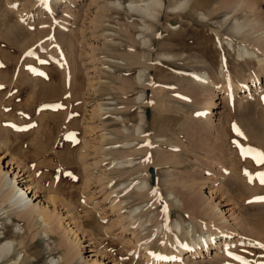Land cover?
Returning a JSON list of instances; mask_svg holds the SVG:
<instances>
[{"label":"rangeland","instance_id":"374dc122","mask_svg":"<svg viewBox=\"0 0 264 264\" xmlns=\"http://www.w3.org/2000/svg\"><path fill=\"white\" fill-rule=\"evenodd\" d=\"M251 1L253 12L237 0H53L50 15L41 0H0V167L25 171L19 185L61 230L48 237L39 218L28 229L6 201V264H64L59 241L76 236L82 257L152 264L142 240L175 252L161 227L182 245L215 229L198 208L226 217L229 252L187 251L176 263L264 264V70L239 54L264 57L252 43L264 0ZM193 72L238 87L229 99ZM131 210L141 226L122 218Z\"/></svg>","mask_w":264,"mask_h":264},{"label":"bare ground","instance_id":"6f19581e","mask_svg":"<svg viewBox=\"0 0 264 264\" xmlns=\"http://www.w3.org/2000/svg\"><path fill=\"white\" fill-rule=\"evenodd\" d=\"M59 1H68L70 3V2H73L74 0H59ZM237 1H238V4L242 3V5H244V6H242V8L245 7L246 9H250V12H253L255 10V9H252L253 1H251V0H237ZM41 4H43L42 8L44 10H46L47 13H49L51 15L52 10L54 8L53 0H41ZM256 4H258V3L256 2ZM144 11H145V8H144ZM251 26H252V28L256 29L259 26V22L258 21H252ZM100 36L102 37L103 35L100 34ZM102 38H104V37H102ZM254 41L252 43H254L256 45V47H255V45H252V46H254L257 50H259L260 48L261 49L264 48V32L261 33L260 36L258 38H256ZM249 43H251V41ZM241 53L245 54L248 58L255 60L257 62V65L262 66V70H264V57L258 56V53H254V52L250 53L244 47L239 48V54H241ZM193 75L198 80V82L204 87L211 85V84H214L217 87L219 86L216 84V81H214L212 76L210 74H208L207 72H204V73L193 72ZM227 76L228 75H224L225 78ZM252 80H253V82H252ZM257 80H258V74L254 75V77L251 78L252 83L256 82ZM236 87H238V85H236L234 83V81H231L229 79L224 85L219 86V88H222L224 90L225 95L229 99L232 98L233 92L235 93ZM248 87H249L248 83H245V86H243L241 88L244 90L245 88L248 89ZM241 95H243V97H244V94H241ZM41 97H42V95H41ZM214 102L215 101H213L212 98L209 101H207L206 102V110H205V112H202L203 113V115H202L203 119L202 120L207 121L206 124L203 123L206 125L205 127L210 125L211 121L207 117L209 115L208 113H209V110L211 108L210 106L214 105ZM98 111H100V108ZM200 122H202V121H200ZM101 140H103V137L101 138ZM24 172H25L24 170L21 172V168H19V171L13 173V176L10 177V175L7 174L8 173L7 170L2 172V169L0 167V206L3 208L2 210L6 209L5 202L7 201V202H9V206L11 207L8 211H10V212L15 211L14 214L18 217V219L25 221L27 223L28 229L30 227H31L30 229H32L33 228L32 222H34L35 218H39L40 222L44 226V231L47 233V235H49L48 237L54 238L56 236H59L61 230L59 231L58 227H60V224L58 227H56L55 223L52 222L53 220H55L56 215L54 216L53 213H52L53 216L50 215L51 213H49L50 211L49 212L47 211L48 209L46 206L42 207L41 205H38L37 202L34 203V201L32 200L33 198H31L32 196L30 197L28 194V192H29V189H27L28 187H24V186L19 185L18 181L26 180V178L24 177V174H23ZM14 174L17 177L14 176ZM241 186H243V185H241ZM36 187H38V189L42 188L41 185H39V184L36 185ZM3 188H4V190L7 191V195L2 194ZM172 198L173 197H171V195H169V199H172ZM51 199H53L54 203H58V205L60 203L64 202V201H62L61 198L58 199L57 197H51ZM11 210H14V211H11ZM16 210H18V211H16ZM133 210L130 211V214H128L127 216H124L122 218L129 220L128 218L131 217L129 220V223H128L129 226H134V227L141 226V224L139 222H136L135 220H133V218H134L133 217V215H134ZM198 210L200 211L202 217L204 216L208 220L206 225H211V226L214 225L215 226V229H211V230L207 229V231L204 232L203 236H201L200 239L196 240L193 238V239H190L189 243L184 242V244L182 245L181 243H179L177 238H175L174 236H173V239L170 238L171 231L169 230V226L166 225L164 228L161 227V231H160L161 234H160L159 240H160V242H162L165 245L166 244L169 245L172 243V247L175 248L174 249L175 252L168 253V254L167 253H155L150 248L151 244L147 238L145 240H142V242L140 244H138L137 248L138 249L141 248L144 250V252L146 253L147 260L149 259V261L152 264H178L176 262H178L179 260L181 261L183 259L182 258L183 253L185 254V252H187V251L190 252V255L192 253V255L195 256V255L202 254L203 250L207 252V249H209L210 247H215L217 245H219L220 247L222 246V249L228 254V252H229L228 247H230L228 245L231 241V240H229V238H230L229 235L231 234L232 231L225 228L227 225V223H226L227 220L225 219L226 217H223V216L216 217V214H218V213L215 211L213 212V210H206V209H201V208H198ZM5 211H7V210H5ZM221 214H222V212H221ZM50 216H52L54 218H50ZM50 219H53V220H50ZM134 219H136V218H134ZM218 220H220V222H218ZM176 227L178 230H181L180 228H182V226L179 224H177ZM183 229L186 232V234H189L192 231V225L185 224L183 226ZM27 234H28V232L24 233V235L22 236L23 239L27 238V236H28ZM136 236L138 238V235H136ZM63 240L64 239L62 238L59 241V248H63L62 247L63 243L66 246V249L62 255V259H63L64 264H73L77 257L81 259L80 264H109V263H107V260H109L108 256H106L104 254L103 255L97 254V253L93 252L92 249H88V251L91 252L88 256L82 257V255H80L81 243L79 241V238L77 239V236L74 238L73 241H71L72 244L68 243L69 244L68 246ZM22 241H24V240H22ZM174 243H176V244H174ZM11 247H12L11 242L4 243L0 246V264H6V262H8V261L10 262L11 260H13V257H11L12 253L7 255V253L10 252ZM134 251H136V249ZM188 255H185V257H188ZM214 255H215V253H214ZM7 256H8V258H6ZM9 264H11V263H9Z\"/></svg>","mask_w":264,"mask_h":264},{"label":"snow or ice","instance_id":"6c2138e0","mask_svg":"<svg viewBox=\"0 0 264 264\" xmlns=\"http://www.w3.org/2000/svg\"><path fill=\"white\" fill-rule=\"evenodd\" d=\"M13 6H15V5H13ZM258 162L264 163V156H262V158ZM261 182L264 183V174H262V176H261ZM262 199H264V198H262Z\"/></svg>","mask_w":264,"mask_h":264}]
</instances>
